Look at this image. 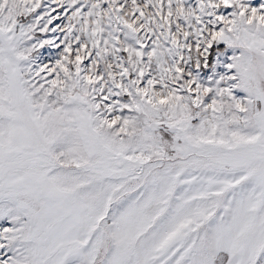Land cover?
<instances>
[{"label":"snow or ice","instance_id":"snow-or-ice-1","mask_svg":"<svg viewBox=\"0 0 264 264\" xmlns=\"http://www.w3.org/2000/svg\"><path fill=\"white\" fill-rule=\"evenodd\" d=\"M0 264H264V0H0Z\"/></svg>","mask_w":264,"mask_h":264},{"label":"rangeland","instance_id":"rangeland-1","mask_svg":"<svg viewBox=\"0 0 264 264\" xmlns=\"http://www.w3.org/2000/svg\"><path fill=\"white\" fill-rule=\"evenodd\" d=\"M44 4H45V6H47V4H48V0H44ZM52 7H54V8H55V7H56V5H55V4H53V5H52ZM58 11H59V9H58ZM53 15H55V13H53Z\"/></svg>","mask_w":264,"mask_h":264}]
</instances>
